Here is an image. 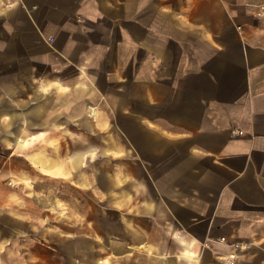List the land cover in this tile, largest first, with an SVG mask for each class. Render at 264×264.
<instances>
[{"label": "crops", "instance_id": "obj_1", "mask_svg": "<svg viewBox=\"0 0 264 264\" xmlns=\"http://www.w3.org/2000/svg\"><path fill=\"white\" fill-rule=\"evenodd\" d=\"M51 186L119 264H264V0H0V264L73 263Z\"/></svg>", "mask_w": 264, "mask_h": 264}, {"label": "rangeland", "instance_id": "obj_2", "mask_svg": "<svg viewBox=\"0 0 264 264\" xmlns=\"http://www.w3.org/2000/svg\"><path fill=\"white\" fill-rule=\"evenodd\" d=\"M102 137V132L100 133ZM99 133L97 134V136ZM84 140L90 141V142H96V144L100 143L101 145L104 144V141L102 138H97L94 140L91 138L90 140L88 138H85ZM84 143V142H83ZM81 143V145H83ZM115 158L119 159V155L117 156L116 153H112ZM96 163L102 162V156L95 157ZM93 159V158H92ZM93 163V162H92ZM90 166L87 160V155H85V158L81 160V167H80V174L82 177L85 178L87 171L89 170ZM117 175V179L119 177V172H115ZM82 184V183H81ZM38 187L31 188V193L39 194ZM48 189L47 198L48 204L47 207H45L46 204H42L41 211L44 213L47 212V214H39L40 217H43L44 223L47 225L48 232H58V233H66L69 231L67 227H75L76 230H78L79 233V241H80V247L77 249V251H74L73 255V263L72 264H103V257L108 253L109 256H112V263L111 264H119L118 259H114L115 255L111 253L108 247H106V241L104 240L106 237L103 234H99V231L97 229V226H99V222L103 221L102 218L105 214H82L79 213L78 210L74 214L69 213V204L67 203H59L58 208L55 206L54 203L50 202L52 198L55 197L56 189L51 186ZM80 191V198L82 199L86 192H84L83 187H79ZM58 193V192H57ZM60 195V193L58 194ZM44 196L45 190H44ZM62 204V205H61ZM113 206L116 207L118 211L119 204L113 203ZM87 207V204L81 203V211L83 208ZM38 209H40L38 207ZM58 210H61V213H59ZM36 215V214H33ZM118 216V214H113V217ZM96 220L94 221V218ZM118 220V219H117ZM96 225V230H94V226ZM38 225V224H37ZM98 231V232H97ZM95 236L97 240L94 239ZM54 243V242H53ZM247 248V247H246ZM245 249V248H243ZM242 249V250H243ZM226 250L223 252L225 253ZM71 253V252H68ZM107 264H110L109 261H107Z\"/></svg>", "mask_w": 264, "mask_h": 264}, {"label": "built area", "instance_id": "obj_3", "mask_svg": "<svg viewBox=\"0 0 264 264\" xmlns=\"http://www.w3.org/2000/svg\"><path fill=\"white\" fill-rule=\"evenodd\" d=\"M5 4L11 3V0H4ZM219 242H224L228 245L225 253L219 255V260L212 264H237L238 253L240 249L246 248L249 243L245 240L228 241L225 236L218 238Z\"/></svg>", "mask_w": 264, "mask_h": 264}]
</instances>
